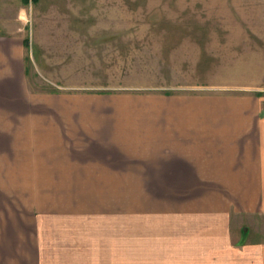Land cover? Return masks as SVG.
I'll use <instances>...</instances> for the list:
<instances>
[{"label":"crops","instance_id":"crops-1","mask_svg":"<svg viewBox=\"0 0 264 264\" xmlns=\"http://www.w3.org/2000/svg\"><path fill=\"white\" fill-rule=\"evenodd\" d=\"M1 68L21 90L25 59ZM106 99L24 118L26 218H0V264H264V91Z\"/></svg>","mask_w":264,"mask_h":264},{"label":"rangeland","instance_id":"rangeland-1","mask_svg":"<svg viewBox=\"0 0 264 264\" xmlns=\"http://www.w3.org/2000/svg\"><path fill=\"white\" fill-rule=\"evenodd\" d=\"M24 2L0 0V71L16 56L27 69L21 90L0 87V218H26L11 184L33 152L27 116L114 114V95L264 91V0Z\"/></svg>","mask_w":264,"mask_h":264},{"label":"trees","instance_id":"trees-1","mask_svg":"<svg viewBox=\"0 0 264 264\" xmlns=\"http://www.w3.org/2000/svg\"><path fill=\"white\" fill-rule=\"evenodd\" d=\"M24 1H25L24 2L25 4H29L30 2L34 4V3L38 2V0H24ZM25 44L27 45V41L26 40H25ZM167 94H172V93L169 92Z\"/></svg>","mask_w":264,"mask_h":264}]
</instances>
